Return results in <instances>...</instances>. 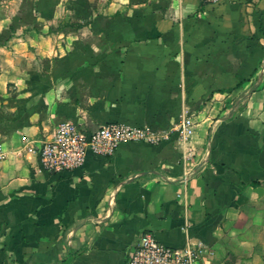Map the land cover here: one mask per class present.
<instances>
[{"label":"crops","instance_id":"1","mask_svg":"<svg viewBox=\"0 0 264 264\" xmlns=\"http://www.w3.org/2000/svg\"><path fill=\"white\" fill-rule=\"evenodd\" d=\"M66 121L171 139L52 173ZM0 147V264H126L144 232L264 264V0H0Z\"/></svg>","mask_w":264,"mask_h":264},{"label":"built area","instance_id":"2","mask_svg":"<svg viewBox=\"0 0 264 264\" xmlns=\"http://www.w3.org/2000/svg\"><path fill=\"white\" fill-rule=\"evenodd\" d=\"M201 1L220 4L229 0ZM174 132L186 141L194 132V123L184 118ZM170 139L171 132L155 131L150 126H130L114 121L88 132L79 124L66 121L43 143L40 160L46 170L61 173L82 167L89 153L110 157L127 142L160 144ZM202 252L201 245L189 244L177 249L161 243L151 232H144L139 242L129 248L126 264H197Z\"/></svg>","mask_w":264,"mask_h":264},{"label":"trees","instance_id":"3","mask_svg":"<svg viewBox=\"0 0 264 264\" xmlns=\"http://www.w3.org/2000/svg\"><path fill=\"white\" fill-rule=\"evenodd\" d=\"M254 185H257V181H254Z\"/></svg>","mask_w":264,"mask_h":264}]
</instances>
